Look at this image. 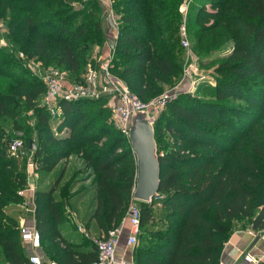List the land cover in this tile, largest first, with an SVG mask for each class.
I'll use <instances>...</instances> for the list:
<instances>
[{
	"label": "trees",
	"instance_id": "1",
	"mask_svg": "<svg viewBox=\"0 0 264 264\" xmlns=\"http://www.w3.org/2000/svg\"><path fill=\"white\" fill-rule=\"evenodd\" d=\"M183 1L113 0L120 26L112 72L143 101L161 94L155 87L181 73L177 49ZM100 3L0 0V18L9 19L7 38L14 49L36 55L46 67H59L80 80L83 67L96 60L93 49L101 54L105 46ZM191 18L199 27L198 52L218 31H227V41L234 45L216 69L214 84L198 85L197 91L208 92L215 100L184 91L155 119L157 145L163 129L171 132L173 143L164 154L159 151L168 148L158 146L161 183L158 195L140 206L141 242L135 264H220L238 224L264 231V0H200L192 5ZM0 77L8 81V86L0 85V141L8 137L7 123L30 132L25 112L32 110L37 114L35 129L47 134L41 143L30 138L37 157L43 158L51 144L82 152L97 190L93 210L84 212L82 219L86 223L91 217L107 234L124 219L137 176L132 145L111 123L107 99L60 101L53 117L40 104L45 82L19 62L15 51L1 47ZM230 100L239 105L229 106ZM55 119L58 130L69 128L71 137L54 134ZM0 149L6 153L3 146ZM43 159V168L51 171L63 153L52 150ZM8 161L4 158L0 163ZM77 182L70 179L59 186L57 177L36 192L35 225L44 258L60 264H92L97 258L91 239L83 237L76 244L62 234L72 203L87 189L81 185L73 191ZM25 185L0 186V264H31L18 222L6 214L7 207L23 204L19 191ZM159 217L166 222L160 226L164 231L153 229ZM50 246L57 247V259L51 258Z\"/></svg>",
	"mask_w": 264,
	"mask_h": 264
},
{
	"label": "rangeland",
	"instance_id": "2",
	"mask_svg": "<svg viewBox=\"0 0 264 264\" xmlns=\"http://www.w3.org/2000/svg\"><path fill=\"white\" fill-rule=\"evenodd\" d=\"M85 1V0H82ZM222 2L223 0H216ZM70 2V1H69ZM200 2V0H184L183 4L181 5V24H186L188 33H189V40H190V47L187 49L183 47L181 43V38L178 30V35L180 38L179 41V48L177 49L178 54L177 57L179 58L180 64H182L181 67V73L180 75L175 78H169V80H166L164 83H160V85L156 86V90L162 92L161 94H164L165 92H176L181 94L184 91L190 90V92L193 93V97L200 98L206 101H212L215 100L214 96H211L208 92H199L197 91L198 85H201L202 82L209 81L211 84H214V79L216 77V69L225 61L226 57L230 54V50L233 47L234 43L231 40L227 41V31H218L217 33L213 34L214 39H211V36H208L209 39L205 40L202 44V51L201 53L198 52L197 48V39H196V31L198 30V26L194 24L193 18H191V10L192 5L197 4ZM71 5L78 6L79 1H73L70 2ZM207 7L209 10H211L210 2L205 1ZM81 4V3H80ZM101 8V14H102V26L106 34V42L105 46L103 47L101 54L99 53V49L94 48L93 54L95 55L96 60L90 61L86 64V66L83 67L81 71V79L84 78L87 69L89 66L97 67L105 57L108 56L109 51L114 48L116 41L119 36V23H120V14L116 11V20L117 25L114 21V19L110 16V13L108 9L103 4H98ZM229 7V6H228ZM114 8V7H113ZM115 11V10H114ZM8 21L7 18H0V47L1 48H7L11 52L15 51L16 56L19 59V62H21L23 65L28 66L34 70V74L40 78L42 74H40V71L42 73L45 72L44 69H47L49 67H46L44 62L36 55H29L27 52L23 50H16L13 47V44L10 42L11 40L7 37L9 36V28H8ZM214 19L210 20L208 24L212 23ZM118 30L117 38H116V31ZM215 35V36H214ZM221 46V47H220ZM50 67H56V66H50ZM59 68V67H57ZM186 70L188 71L186 73ZM114 74V73H113ZM115 75V74H114ZM117 76V75H115ZM119 77V76H117ZM77 78L75 75H72L70 77V73L68 72V78L66 79L67 83H73L75 81L80 80H73ZM120 78V77H119ZM122 79V78H120ZM123 80V79H122ZM43 81V80H42ZM126 82L125 80H123ZM5 83L8 86V81L6 78L0 77V85H3ZM201 88V87H200ZM47 92V89H46ZM45 94L40 100V103L43 102L45 99ZM161 94L156 95L155 97L151 98L150 100L159 97ZM178 94V95H179ZM231 102L228 103V105H239L238 102H235V100H230ZM109 102L106 100L107 107L111 110V114L113 112L112 107L108 104ZM242 103V102H240ZM245 105V104H244ZM166 110V109H165ZM164 110V111H165ZM25 116L27 117L26 123L30 126V132H25L23 130H16L14 126H10L9 123H7L6 131H8V137L3 138L0 141V147L3 146L5 148L6 153L1 154L0 153V161H3L4 158L10 159L11 161H8L7 163H0V186L3 185H14L15 182L23 183L25 182L26 185L24 188H27L30 185H33L37 190L43 186V185H49L52 183L57 177H60V184L59 186L65 184L70 179L78 180L79 177L89 176L92 175L91 169L86 167V162L83 158V153L79 151L72 150V147H63L56 144H51L47 147V153L43 157L46 159L47 155L54 150L56 153L60 152L63 153V159H61L56 167L51 171H45L43 168L42 160L43 158L37 157L35 154V150L30 147V138L35 139L37 142L41 143L44 139L47 137L46 133H40V130L35 129L36 123H37V114L30 110L28 112H25ZM53 116V115H52ZM155 117L150 114V121L153 123L155 121ZM246 119V118H244ZM52 129L55 132L54 134L58 137H71V132L69 128H64L62 131L58 130L59 127V119L53 120L51 122ZM160 139L159 145H157V154H158V146L162 149H165L166 147L168 150H161L159 153L164 154L166 151H170L171 144L173 143V136L171 135V132H167L163 129L162 132L159 133ZM15 139H21L25 147L22 149L17 155H13L10 151V145ZM109 139V138H108ZM2 150L0 149V152ZM25 153L24 155L21 153ZM32 155L33 158V170H29L28 168V157ZM43 159V160H44ZM8 173V174H7ZM15 180V181H14ZM93 180V179H92ZM93 184V182H91ZM36 192H35V204H36ZM131 203V202H130ZM142 205V202H140V206ZM72 208L77 209L78 207L74 206L72 203ZM22 212L27 213V216L22 215L19 218V209H10L7 207L6 214L7 216L13 218L16 222H18L19 228H21L22 222L26 221V224H33L35 223V212H30L26 208L21 207ZM128 216V211L125 214V217L123 220H125ZM27 217H31L32 220ZM157 226L154 227L156 231H164V228L160 227L161 224L166 223L165 220L162 217H159L157 220ZM246 228V225H240L238 224L237 229H244ZM79 236L83 238V235L77 232ZM95 235L94 233H92ZM96 236V235H95ZM22 239V237H21ZM141 237H138V243L133 246L129 247V252L132 255L131 260L134 261L135 256V250L140 245ZM24 245V244H23ZM25 248L26 253L28 255L36 252L37 254H45L44 249L42 247L41 242V248L37 249L36 251L32 249L30 246H27ZM56 247V246H55ZM50 246L52 256L51 258L57 259V257H54L55 251L57 247ZM58 251V249H57ZM59 252V251H58ZM6 264H10L7 262Z\"/></svg>",
	"mask_w": 264,
	"mask_h": 264
},
{
	"label": "built area",
	"instance_id": "3",
	"mask_svg": "<svg viewBox=\"0 0 264 264\" xmlns=\"http://www.w3.org/2000/svg\"><path fill=\"white\" fill-rule=\"evenodd\" d=\"M99 1L108 9L110 16L117 25L113 0ZM117 34L118 30L116 31V38ZM179 34L183 47L188 49L190 47V40L185 23L181 25ZM114 54L115 50L113 48L97 67L90 66L84 78L73 83L66 84V79L68 78V71L66 70L49 67L44 69V73L40 71V74H42L41 78L45 82L47 89L45 99L40 104L46 107L53 117H55L58 113L60 101L75 102L83 99L98 100L106 98L113 110L111 123L130 143V129L133 114L138 111H144L147 113L149 119L150 114L157 118L158 114L179 93L165 92L150 101H143L137 94L132 92L126 82L113 74ZM24 147L25 144L21 139H15L10 145V151L13 155H17ZM21 154L24 155L25 153L23 152ZM28 160V168L32 171L34 166L32 155L28 157ZM35 192L36 189L33 185L19 191V195L24 199L21 206L30 212L36 211ZM126 222L129 224V234L126 238V244L127 246H133L138 243L141 227L140 202L134 198L131 200L128 208V216L123 223L113 227L102 237L92 235L83 224L79 223L78 229L80 232L88 239H91L97 248V258L92 264H134L133 260L118 252V246L122 241ZM20 229L23 243L35 251L41 248V233L36 228L35 223L27 225L26 221H24ZM29 260L31 264H60L56 260L45 259L43 255L37 254L36 252L29 255ZM244 263L260 264L261 259L251 253H247L244 256ZM220 264L228 263L220 262Z\"/></svg>",
	"mask_w": 264,
	"mask_h": 264
},
{
	"label": "crops",
	"instance_id": "4",
	"mask_svg": "<svg viewBox=\"0 0 264 264\" xmlns=\"http://www.w3.org/2000/svg\"><path fill=\"white\" fill-rule=\"evenodd\" d=\"M93 179L92 175L79 177L78 178V184L73 189V191L77 190L79 186L84 185L86 187V191L82 194H80L73 202V205L78 207L70 208L68 212V221L63 227L62 234L63 236L71 242H76V244H79L83 241V238L78 235L77 232L83 235L84 238L88 240V238L80 232L78 229L79 223H82L84 227L92 234L94 233L96 236H104V232L100 230L97 227L96 221L92 220L91 217H89V220L85 223L83 221L84 212L86 211H92L93 208H91V202L93 201L95 194H96V188L91 183ZM21 205L14 204L9 206L10 209H19V218L22 215L27 216V213H21ZM29 220L32 218L27 217ZM124 220L120 224L123 223ZM129 224L126 222L125 225V231L122 237V241L120 245L118 246V252L120 254L126 255L129 259L131 258V254L129 252V247L126 244V238L129 234ZM93 235V234H92ZM94 235V236H95ZM90 240V239H89ZM24 244V247H26V244ZM247 253H251L255 255L256 257L260 258L261 261H264V231H255L251 229L250 226H247L244 229H236L229 242L226 244L224 251L222 253L221 262H226L228 264H239L244 263V256ZM45 257L44 254H40ZM248 264V263H244Z\"/></svg>",
	"mask_w": 264,
	"mask_h": 264
},
{
	"label": "water",
	"instance_id": "5",
	"mask_svg": "<svg viewBox=\"0 0 264 264\" xmlns=\"http://www.w3.org/2000/svg\"><path fill=\"white\" fill-rule=\"evenodd\" d=\"M130 143L137 160L133 198L139 202L150 203L159 193L161 165L157 154L154 125L144 111L133 114ZM30 147L34 150L37 148L34 140H30Z\"/></svg>",
	"mask_w": 264,
	"mask_h": 264
}]
</instances>
